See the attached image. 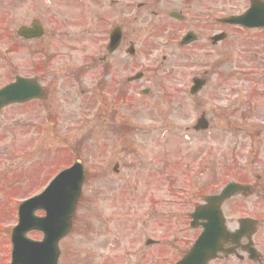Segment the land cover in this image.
I'll list each match as a JSON object with an SVG mask.
<instances>
[{"label": "rangeland", "instance_id": "1", "mask_svg": "<svg viewBox=\"0 0 264 264\" xmlns=\"http://www.w3.org/2000/svg\"><path fill=\"white\" fill-rule=\"evenodd\" d=\"M79 10L77 4L66 6L59 0H0V25L9 38L20 23L41 20L52 53L39 56L23 49L9 63L0 30V87L11 76L9 67L14 75L37 76L41 85L52 86L53 96L31 107L28 114L39 119L31 124L56 120V127L45 134L35 128L0 132V148L6 150L0 156V264L10 262L9 234L18 205L28 194L41 192L48 175L58 173L65 161L68 166L77 159L86 180L72 233L59 246L61 264L177 261L181 253L166 247L180 248L181 240L193 237L184 215L196 193L209 194L232 180L254 185L251 196L234 198L232 204L251 210L250 217L260 221L258 240L264 246V64L198 70L195 50L166 46L165 36L158 35L152 38L153 50H145L150 58L139 54L138 63L160 67L166 56L161 72L147 75L140 84L118 85L120 81L104 79L97 60L102 53L97 48V12L89 11L80 21ZM40 62L46 67L39 73ZM204 71L205 88L190 97L191 80ZM140 85L149 86L151 93L140 94ZM119 94L120 104L114 101ZM23 115L7 112L0 127L11 126L13 119L25 121ZM201 115L209 131L195 133L192 127ZM46 164L43 176L20 181L30 176V169ZM114 165L119 166L117 173ZM239 217V212L231 216ZM28 237L39 241L42 235L32 232ZM147 239L159 245L146 247Z\"/></svg>", "mask_w": 264, "mask_h": 264}, {"label": "flooded vegetation", "instance_id": "2", "mask_svg": "<svg viewBox=\"0 0 264 264\" xmlns=\"http://www.w3.org/2000/svg\"><path fill=\"white\" fill-rule=\"evenodd\" d=\"M66 6L78 5L81 11V20H84L89 11H96L98 16V27L96 38H99L98 47L102 52L97 60L100 63L104 79L112 78L119 82L118 85H135L144 82L147 75L158 74L161 72L163 64L168 60L163 56V62L160 67L149 66L144 63L139 67L138 56L144 54L150 58L148 53L153 50L152 38L158 35L165 36L164 44H173L174 47L181 51H196L198 55V70L236 67L243 65L264 64V27L258 28L253 26H240L229 23V20L240 19L246 14L254 19L261 21L264 26V0H59ZM86 5H91L87 7ZM92 8V10H90ZM252 11L255 13L253 14ZM33 22V21H32ZM38 31L42 32L39 37L25 40L19 37L18 30L13 32V38H9L10 34L6 32V40L4 45V57L10 63L12 54H16L21 50L28 52H36V55L49 56L52 54L50 45H47L46 38H51L49 31L45 28L43 22L39 20ZM25 26L23 23L18 26ZM115 31L121 36L117 44L109 46L110 34ZM144 32L138 39L136 33ZM12 37V35H11ZM68 38L67 35H65ZM188 37V45L180 47L181 40ZM74 37L71 36V39ZM32 44L35 45L31 46ZM111 48V49H110ZM255 51V52H254ZM147 58V59H149ZM36 63L38 72L42 71ZM92 67V66H90ZM9 70V71H8ZM7 74L11 76L5 84H11L14 80L12 68L9 67ZM87 72L88 68H84ZM93 71V70H92ZM139 76V80L133 79ZM39 80V79H38ZM4 84V85H5ZM3 86V85H2ZM42 94H45L42 100H31L23 102V104L14 103L3 107L0 110V121L2 116L7 112L13 111L24 112L26 120H14L11 126L8 124L0 127V132H13L16 129L24 131L25 128H35L41 134H45L46 129L56 127V120L53 118L40 120V123L31 124L34 120L39 121L37 116L28 114L32 106L44 105L53 96V89L50 84L38 85ZM1 88V87H0ZM140 94L149 95L151 89L149 86L140 85L138 88ZM122 95L119 94L114 101L122 102ZM27 114V115H26ZM8 121V120H7ZM9 122V121H8ZM38 124L39 126H36ZM9 128L5 129L4 127ZM22 127V128H19ZM6 134V133H5ZM3 134V137L4 135ZM6 150L0 148V156H5ZM16 156V153L14 154ZM19 158V157H18ZM1 160V158H0ZM2 161V160H1ZM4 164L0 162V165ZM48 164V163H47ZM37 165V170H31L30 178L22 179L23 182L33 180L39 174H44L47 167ZM40 167V168H39ZM43 169V171H42ZM48 170V169H47ZM46 170V171H47ZM43 178V177H41ZM248 185L246 182H238ZM254 185H250L249 194L242 193L225 200L221 206V213L224 217V225L229 235L227 240L218 243L220 247L216 258L212 259L208 264H264V246L259 245L262 240H258L260 234V221L257 218L250 217L251 210L234 208L232 200L234 198L242 199L253 194ZM222 187L215 188L211 194H218ZM201 198H198L197 205L200 204ZM194 209L197 207L193 206ZM234 212H239L241 217L231 218ZM190 213L184 216L187 218V227H190ZM189 220V222H188ZM202 222H196L194 230L190 231L194 234L189 240H176V244L180 241L182 246L177 247L169 245L166 249L173 252L186 253L191 244L198 238L203 231ZM242 225V227H241ZM171 244V243H170ZM62 263V261H61ZM60 263V264H61ZM64 264V263H63ZM156 264V263H154ZM167 264H177L170 261Z\"/></svg>", "mask_w": 264, "mask_h": 264}, {"label": "water", "instance_id": "3", "mask_svg": "<svg viewBox=\"0 0 264 264\" xmlns=\"http://www.w3.org/2000/svg\"><path fill=\"white\" fill-rule=\"evenodd\" d=\"M242 20H244V23L252 21L249 17H245ZM238 23H241V21ZM33 27L37 29V24L35 23ZM26 32L21 30L19 34H22L25 38L31 37ZM204 84V81L194 79L190 95L194 96L198 93ZM33 85H37L36 79L16 78L10 86L1 89L0 109L4 105H9L14 102L22 103L33 98L41 99V95L36 90L31 89L33 87L30 86ZM194 130H207V123L203 117L199 118ZM83 181L84 170L79 162L54 178V181L48 185L41 195L29 199L19 206L17 226L10 234L12 245L11 264H56L59 257L58 242L70 233L72 225L71 219L75 213L78 198L81 195L80 188ZM238 190L239 188L235 185L228 187L222 192L220 197L206 199L209 206L200 210H218L216 204L230 197ZM38 210L44 211L45 216L37 218L35 213ZM217 215L219 214L217 213ZM217 215L211 213V215L200 216L202 219L212 220V226L210 225L207 228L204 235L195 243L181 264H194V262L195 264H205L215 255L216 247H209L207 244L212 243V234L215 236L219 234L221 236L224 233L222 223L219 225L221 227L219 231L215 224V220L218 218ZM219 221L221 222L220 215ZM30 231L43 233L44 237L42 241L38 243L30 239L28 240L26 235ZM217 239L216 237L214 238V240Z\"/></svg>", "mask_w": 264, "mask_h": 264}]
</instances>
